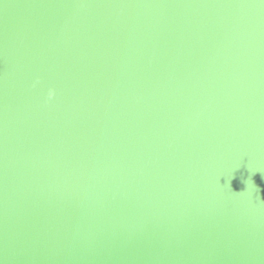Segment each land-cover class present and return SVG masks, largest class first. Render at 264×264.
Instances as JSON below:
<instances>
[{"label": "water", "instance_id": "95a60500", "mask_svg": "<svg viewBox=\"0 0 264 264\" xmlns=\"http://www.w3.org/2000/svg\"><path fill=\"white\" fill-rule=\"evenodd\" d=\"M0 264H264V0H0Z\"/></svg>", "mask_w": 264, "mask_h": 264}, {"label": "clouds", "instance_id": "9594fccd", "mask_svg": "<svg viewBox=\"0 0 264 264\" xmlns=\"http://www.w3.org/2000/svg\"><path fill=\"white\" fill-rule=\"evenodd\" d=\"M35 84H39V78L36 80ZM35 84H34V86H35ZM55 96H56V92H55V90L50 88V89L48 90V93H47V99H48L49 101H51L52 99L55 98Z\"/></svg>", "mask_w": 264, "mask_h": 264}]
</instances>
